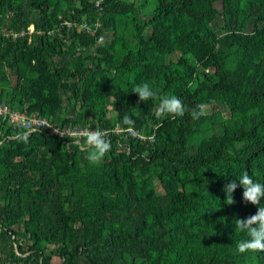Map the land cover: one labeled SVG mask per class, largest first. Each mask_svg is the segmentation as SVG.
Returning a JSON list of instances; mask_svg holds the SVG:
<instances>
[{
	"label": "trees",
	"instance_id": "trees-1",
	"mask_svg": "<svg viewBox=\"0 0 264 264\" xmlns=\"http://www.w3.org/2000/svg\"><path fill=\"white\" fill-rule=\"evenodd\" d=\"M96 1L0 0V26L12 11L8 30L34 29L0 36V60L16 77L8 88L0 72V103L27 106L55 123L65 110L62 94L71 101L66 113L86 106L91 128L107 131L111 141L99 164L49 134L2 141L0 261L51 264L46 248L54 246L60 264H264V252H238L247 236L233 224L257 211L243 201V172L264 184V0ZM218 15L216 32L211 23ZM65 22L87 23L92 31L68 34ZM96 43L103 56L93 72L80 51ZM62 57L70 63L60 65ZM143 83L158 98L140 102L133 89ZM164 96L188 109L222 103L228 123L216 132L219 122L206 113L198 120L190 111L160 117ZM109 104L114 122L105 116ZM125 115L134 126L121 123ZM10 130L0 125V141ZM148 168L160 192L142 175ZM232 180L235 203L227 206L223 188Z\"/></svg>",
	"mask_w": 264,
	"mask_h": 264
},
{
	"label": "clouds",
	"instance_id": "clouds-1",
	"mask_svg": "<svg viewBox=\"0 0 264 264\" xmlns=\"http://www.w3.org/2000/svg\"><path fill=\"white\" fill-rule=\"evenodd\" d=\"M140 102L156 99L157 92L148 84L137 85L133 89ZM205 105L199 104L196 108L188 109L183 101L176 96H164L159 98L157 115L160 117L168 116L172 118H182L190 111L192 119L198 120L204 115ZM121 123L132 127L134 121L127 115L123 116ZM84 138V147L88 151L87 160L92 164L100 163L103 158L111 151V141L106 139L105 132L100 129H86L79 133ZM239 187L243 189V201L257 207L254 215L245 219H235L233 224L235 230L246 234L247 239L240 240L236 247L239 253L245 252H264V206L261 201L264 199V184L256 182L245 171L239 178ZM238 185L236 180L227 183L223 191L225 192V205L232 206L235 203L233 193Z\"/></svg>",
	"mask_w": 264,
	"mask_h": 264
},
{
	"label": "rangeland",
	"instance_id": "rangeland-1",
	"mask_svg": "<svg viewBox=\"0 0 264 264\" xmlns=\"http://www.w3.org/2000/svg\"><path fill=\"white\" fill-rule=\"evenodd\" d=\"M214 7L217 9V11L219 13L221 12V6H220L219 3H215ZM11 15H12V11H8L3 16V21H2L1 26H0V33L11 32L6 27L7 23L10 20V16ZM141 18L145 21L146 19L149 18V16H145L144 18L143 17H141ZM219 22H220V16L218 15L217 19L211 23L212 29L214 31H216V32H217V29H218ZM253 28H254V23L251 20L247 24V26L244 29V31L247 32V33H251ZM70 33H68V34H70ZM145 36L146 37L148 36V30L145 32ZM112 39H113V36H112V34L109 31L106 32V34H104V40L107 43H109ZM26 40H27L28 43L30 42L29 38H27ZM97 46H99V44L96 43L94 46L85 47L84 49H81V51H80L81 60H82L83 64L85 65V67L91 68V70L93 72L94 71L97 72V66H96V61L97 60L96 59L97 58H102V56H103V55L98 54L96 52ZM176 56H177V53H174L173 55L167 57V59L168 60L169 59L173 60V59L176 58ZM56 61H59L60 65H65V64H69L70 63L69 60L66 61V57L56 58ZM100 67H101V69L104 68L103 63H101ZM0 72L5 74L7 76V78H8L7 82H6L7 87L8 88L14 87V85L16 83V77L13 75V73L10 71V69L5 65V62H3V59L0 60ZM60 95H61V99L63 100L61 107L66 110L69 107V105H71V101L67 100L66 96H64L62 94H60ZM87 106L91 107V105H89V104ZM83 107L79 103L76 104L75 114L74 115L66 113L65 110L60 111L56 115L55 119L57 121H55V123L56 124H62V126L64 125V126H67V127H70V128L74 127L73 129H71L73 131L72 132L73 135L75 137L80 136L79 133L83 132L87 128L91 129V126H92L91 125V117L89 115H87L86 112H85L86 106L83 105ZM20 111L25 112L26 114H29L27 106H23L22 110H20ZM105 112H106V115H105L106 119H108L109 121L114 122L115 119H116V112L114 111V109L112 108V106L110 104L106 107ZM77 113H81L83 115V117L82 116L77 117L76 116ZM204 113H206L208 115H212L214 120L216 121V123L219 122L217 127H216V129H215L216 132L221 130L223 125H226L228 123L229 112H228L227 108L225 107V105L222 104V103H213V104H210V105H206ZM58 121H62V122L60 123ZM116 127H117L116 130H118V126H115L114 129ZM116 130L115 131L113 130V133H116V134L120 135L121 131L117 132ZM131 134H133V133H131ZM136 135H139V134H136L134 132L133 136H136ZM140 138L143 139V137H140ZM196 139H198V137L191 138L187 142V146L195 144ZM75 140H78V139H75ZM121 145H122L121 147H118L116 145V149L119 152H123V150L125 148V145H123V144H121ZM74 146L77 148V150H80V151H84V150H81L80 147L85 149L83 140H81L80 143H79L80 147L76 146V145H74ZM86 155H87V153H86ZM107 155L105 157H107ZM151 172H152L151 168H148L147 170H145V172L142 175L145 177V179L146 178L148 179L150 184H152L154 186H157V182H156V179H155V174H152ZM156 190L160 192V188L158 186L156 187ZM57 252H58V249L56 247H54V246H52L51 248H49V247L46 248V255L51 257V264H60L61 263V259L57 255Z\"/></svg>",
	"mask_w": 264,
	"mask_h": 264
},
{
	"label": "built area",
	"instance_id": "built-area-1",
	"mask_svg": "<svg viewBox=\"0 0 264 264\" xmlns=\"http://www.w3.org/2000/svg\"><path fill=\"white\" fill-rule=\"evenodd\" d=\"M101 0H97L96 1V6H99ZM65 25L67 27V31L68 33H70L72 31V29H75L76 32H91V26L88 25L87 23H82L80 25H75V24H70L68 22H65ZM94 27H100V23L99 22H95L94 23ZM34 29L33 26H29L26 30H22L19 32H4V33H0V36L3 37H12L13 39L15 38H19V37H24L25 35H31L33 33ZM102 37L98 38V42L102 41ZM2 123H5L11 130H10V135H8L5 138H2V140L0 141V144L2 143V141L4 140H9V139H15V138H19V137H23L26 138L28 136H30L31 134H35V133H41V134H49V135H53L59 139H62L63 141H65V143L67 144H72V145H76L79 146V143L81 140L84 141V138L82 136H77L75 137L73 135V131L70 127L67 126H62V125H57L55 123L50 122L49 120H47L46 118H42L36 114H26L25 112H22L20 110L17 109H13L10 106H8L7 104L4 103H0V125ZM90 129V128H87ZM117 129V127L114 129V131ZM91 130H95L92 129ZM118 131H121L119 128ZM130 131V130H127ZM105 132L107 137V131H103ZM78 139V140H75ZM118 147H121L122 145L118 144ZM80 147V146H79ZM81 150H86L83 149L82 147H80ZM123 150V149H122ZM123 152L128 153V149L125 147ZM14 253L16 255H20L17 251L16 248H14ZM0 264H7V262H2L0 261Z\"/></svg>",
	"mask_w": 264,
	"mask_h": 264
}]
</instances>
